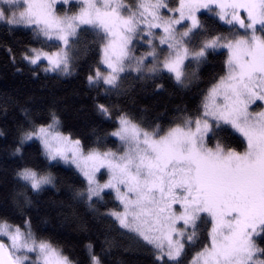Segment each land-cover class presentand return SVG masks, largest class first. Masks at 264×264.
I'll return each mask as SVG.
<instances>
[{
    "label": "snow or ice",
    "instance_id": "obj_1",
    "mask_svg": "<svg viewBox=\"0 0 264 264\" xmlns=\"http://www.w3.org/2000/svg\"><path fill=\"white\" fill-rule=\"evenodd\" d=\"M0 32L88 121L0 91V264H264V0H0Z\"/></svg>",
    "mask_w": 264,
    "mask_h": 264
},
{
    "label": "trees",
    "instance_id": "obj_2",
    "mask_svg": "<svg viewBox=\"0 0 264 264\" xmlns=\"http://www.w3.org/2000/svg\"><path fill=\"white\" fill-rule=\"evenodd\" d=\"M21 35L26 39L25 34ZM0 42H6L15 44L12 37L5 36L0 32ZM211 69H205V76ZM41 78L33 79L27 71L23 74L13 73L12 66L9 63L8 55L4 51L3 47H0V91L7 89L10 92H22V93H36L42 95L48 99L52 98H64L65 103L68 105L63 110L64 127L68 130L78 132L81 135H87L88 121L84 119L77 111L80 107L81 100L73 93L82 88L81 78L74 77L67 80H56L52 78H44V74H40ZM2 144V141H0ZM55 234L62 242L71 244L76 252L80 251V245L83 243L81 237L74 233H71L68 229L56 228ZM125 258L128 260L134 259V257L125 254ZM115 259V257L113 258Z\"/></svg>",
    "mask_w": 264,
    "mask_h": 264
}]
</instances>
